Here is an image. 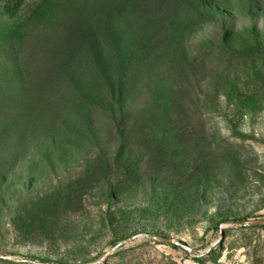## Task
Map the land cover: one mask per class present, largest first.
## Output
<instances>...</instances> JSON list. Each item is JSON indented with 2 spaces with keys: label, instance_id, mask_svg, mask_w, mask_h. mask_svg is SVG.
<instances>
[{
  "label": "rangeland",
  "instance_id": "374dc122",
  "mask_svg": "<svg viewBox=\"0 0 264 264\" xmlns=\"http://www.w3.org/2000/svg\"><path fill=\"white\" fill-rule=\"evenodd\" d=\"M263 220L264 0H0V264H264Z\"/></svg>",
  "mask_w": 264,
  "mask_h": 264
},
{
  "label": "water",
  "instance_id": "95a60500",
  "mask_svg": "<svg viewBox=\"0 0 264 264\" xmlns=\"http://www.w3.org/2000/svg\"><path fill=\"white\" fill-rule=\"evenodd\" d=\"M231 225H233L235 227H244V228L262 227V226H264V220L263 221H258V222H255V223H236V222H231ZM146 237H148L151 240L160 242V243H165V244H168V245H171V246L179 247L182 250L186 251L188 254L194 255V252H193V250L191 248H189V247H187V246L179 243L178 241L161 239V238H157V237H153V236H146ZM134 240L135 239H131V240L127 241V243L132 242ZM122 246H123V244H120L115 250L121 248ZM211 251H212V249L210 251H208L207 253H205L204 255H208ZM103 261L104 260H102L99 264L103 263ZM27 263H30V264H39V263H35V262H32V261H27Z\"/></svg>",
  "mask_w": 264,
  "mask_h": 264
},
{
  "label": "trees",
  "instance_id": "16d2710c",
  "mask_svg": "<svg viewBox=\"0 0 264 264\" xmlns=\"http://www.w3.org/2000/svg\"><path fill=\"white\" fill-rule=\"evenodd\" d=\"M158 1V0H156ZM161 1V0H160ZM196 14L194 13H188V14H185L183 12H179L176 14V19L177 21H179L181 24H183L185 21H189L192 23L195 22L197 20L196 18ZM51 23L48 25L50 26V29L53 30L57 35L60 34L61 36H63L66 40H69L70 37H69V34L70 33L69 31L71 30L69 26L65 25L63 23H59V21H50ZM69 37V39H68ZM124 92L121 91V94L120 96L123 95ZM121 98V97H120ZM262 228L264 229V226H262ZM173 248L175 249H178V247L176 246H173ZM213 252V251H212ZM211 252V253H212ZM211 255V254H210ZM209 255V256H210ZM198 262H201L202 260L201 259H196Z\"/></svg>",
  "mask_w": 264,
  "mask_h": 264
}]
</instances>
